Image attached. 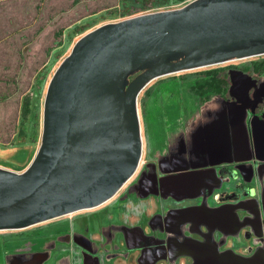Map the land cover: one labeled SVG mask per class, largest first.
Here are the masks:
<instances>
[{
  "label": "crops",
  "instance_id": "crops-1",
  "mask_svg": "<svg viewBox=\"0 0 264 264\" xmlns=\"http://www.w3.org/2000/svg\"><path fill=\"white\" fill-rule=\"evenodd\" d=\"M124 1L0 0V82L9 84L11 91L23 92L22 96L32 91L43 79L42 68L51 55L49 47L57 42L60 46L69 27H78L89 16L115 13ZM178 1L177 5L159 9L180 7L190 0ZM220 95L199 98L205 114L191 120L182 139L157 138L146 111L144 120L140 116L142 158L123 186L95 207L23 228L1 229L0 264H255L245 258L256 248H264V234L250 224L235 228L228 221L224 227L220 220H244L251 213L249 204L242 202L260 197L247 172L260 175L264 159L252 157L251 144L256 154L257 131L259 148L264 152V135L255 129L249 108ZM196 152L202 164L179 167L177 156ZM240 183L253 185L256 194L245 195ZM235 192L237 196L229 195ZM133 208L136 214L131 213ZM116 209H125V219L137 222L117 233L119 242L113 243L109 237L98 248L83 244L84 250L48 243L49 238L53 239L49 235L63 222L89 218L91 211ZM66 215L72 218H63Z\"/></svg>",
  "mask_w": 264,
  "mask_h": 264
},
{
  "label": "water",
  "instance_id": "water-1",
  "mask_svg": "<svg viewBox=\"0 0 264 264\" xmlns=\"http://www.w3.org/2000/svg\"><path fill=\"white\" fill-rule=\"evenodd\" d=\"M260 54L264 0H190L81 35L49 81L41 143L31 162L21 171L0 166V230L112 197L142 158L138 100L150 81ZM229 74L230 95L255 114V129L264 135V112L256 114L264 92L251 93L258 78L237 68Z\"/></svg>",
  "mask_w": 264,
  "mask_h": 264
},
{
  "label": "rangeland",
  "instance_id": "rangeland-1",
  "mask_svg": "<svg viewBox=\"0 0 264 264\" xmlns=\"http://www.w3.org/2000/svg\"><path fill=\"white\" fill-rule=\"evenodd\" d=\"M179 3L178 0H125L115 13L107 11L89 16L80 21L78 27H69L64 33L63 43L60 46L58 42L53 43V47H49L48 53L49 55L51 53V55L42 68L41 75L43 79L40 84L35 86L32 91L27 92L31 98V111L24 118L23 123H21L23 117L20 114L21 92L11 91L9 84L0 82V138L2 139L0 140V166L11 165L22 169L26 168L31 162L41 143L44 100L49 81L60 62L69 54L74 43L81 35L105 22L116 21L140 13L162 10L159 8L174 6ZM26 49L27 47L24 48V50ZM262 57H264V54L234 58L223 63L163 75L154 79L139 95L138 104L141 119L144 120L146 111L150 113L152 132L162 141L166 139V136L173 140L177 138L182 139L190 128L191 120L194 117L200 119L205 114V111H202L199 107L200 99L198 95L187 89L188 83L192 84L194 77L186 74L214 67L248 62ZM184 78H189V80L186 81ZM254 92L257 94L264 92V72L259 75L258 86L254 89ZM220 94L219 92H215L212 95L221 97ZM144 99L147 101L146 105H143ZM196 122L200 123L199 120ZM197 126L198 129H202L201 125ZM19 128L25 129V132L22 133L23 135L18 136ZM256 134L254 136L256 154L251 144L252 157L255 156L264 159V152H261L259 148V139ZM177 158L179 159V167L184 168L203 163L197 152L196 154L187 156H177ZM247 173L248 177H250L249 182H254L257 186V193L260 197L256 195L258 199L252 198L242 202V204H249L247 207L251 213L244 220L237 221L232 218H222L220 225L227 227L228 221L235 228H241L246 224H250L255 229L261 228V233L264 234V163L260 166V175L258 173L254 174L251 170ZM251 188L253 189L254 186L252 185ZM251 192L252 194H256L254 190ZM66 216L63 218H72V215ZM109 224L106 223L105 226L109 227ZM74 227H77V225L74 224ZM257 232L260 231L258 230ZM245 259L255 262V264H264V248H256Z\"/></svg>",
  "mask_w": 264,
  "mask_h": 264
},
{
  "label": "flooded vegetation",
  "instance_id": "flooded-vegetation-1",
  "mask_svg": "<svg viewBox=\"0 0 264 264\" xmlns=\"http://www.w3.org/2000/svg\"><path fill=\"white\" fill-rule=\"evenodd\" d=\"M243 63V62H242ZM242 63H236L232 65L231 68H237L242 69L246 72H249L252 74L254 78H259V75L261 73L253 72L251 70H245L242 66ZM263 73V72H262ZM230 75V74H229ZM252 95L255 96L254 89L251 91ZM264 112V97L260 100L258 106L256 107V114H259L262 116ZM255 115V114H254ZM255 122H259L257 118H255ZM259 124H263V122H259ZM242 185V192H244L245 195L250 196L252 194V188L248 187L246 183ZM237 196V193L229 194ZM136 209L133 208L131 210L132 214H136ZM124 214V215H123ZM106 223H110L109 227L105 226ZM74 224L77 225V227H74ZM127 224L130 226H135L137 222L132 223L130 220L125 219V209H116L114 211L110 212H101V213H92L91 217L84 218L83 220L81 218H76L73 222H63L60 227L57 228V233H53V239L50 240L49 238L48 243H58V244H67L72 245L78 250H84V245H89L92 248H98L100 245L103 244V242L106 241L109 237L112 238V242L116 243L119 242V235L117 234L122 228H126ZM261 232V228L256 229V231ZM85 233V234H83ZM104 233H108V235H105ZM91 238V240L89 239ZM252 246H254L252 244ZM256 247V246H254Z\"/></svg>",
  "mask_w": 264,
  "mask_h": 264
},
{
  "label": "trees",
  "instance_id": "trees-1",
  "mask_svg": "<svg viewBox=\"0 0 264 264\" xmlns=\"http://www.w3.org/2000/svg\"><path fill=\"white\" fill-rule=\"evenodd\" d=\"M234 65V64H232ZM220 66L206 70H199L186 74L193 76V82L190 85V90L196 93L201 100H206L212 96L213 93L219 92L227 97L233 98L229 93V87L231 84L229 68L232 66ZM242 66L245 70H251L253 72L262 73L264 72V57L255 59L248 62H243ZM135 76L132 75V77ZM21 92V96H22ZM30 95L24 93L20 105V114L23 117L21 120L23 123L24 118L30 113ZM25 132L24 128L18 129V136ZM23 135V134H22ZM0 140H2L0 138Z\"/></svg>",
  "mask_w": 264,
  "mask_h": 264
}]
</instances>
